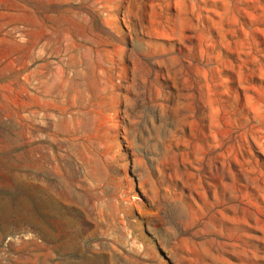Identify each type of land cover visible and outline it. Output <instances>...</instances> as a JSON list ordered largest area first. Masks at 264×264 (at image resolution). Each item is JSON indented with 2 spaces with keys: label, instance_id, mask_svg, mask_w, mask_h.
Segmentation results:
<instances>
[{
  "label": "rangeland",
  "instance_id": "obj_1",
  "mask_svg": "<svg viewBox=\"0 0 264 264\" xmlns=\"http://www.w3.org/2000/svg\"><path fill=\"white\" fill-rule=\"evenodd\" d=\"M0 264H264V0H0Z\"/></svg>",
  "mask_w": 264,
  "mask_h": 264
}]
</instances>
